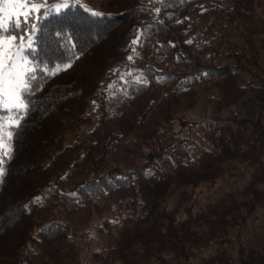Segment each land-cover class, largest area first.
<instances>
[{"label":"trees","instance_id":"16d2710c","mask_svg":"<svg viewBox=\"0 0 264 264\" xmlns=\"http://www.w3.org/2000/svg\"><path fill=\"white\" fill-rule=\"evenodd\" d=\"M69 2L36 34L62 70L2 165L0 264H264V0Z\"/></svg>","mask_w":264,"mask_h":264},{"label":"snow or ice","instance_id":"6c2138e0","mask_svg":"<svg viewBox=\"0 0 264 264\" xmlns=\"http://www.w3.org/2000/svg\"><path fill=\"white\" fill-rule=\"evenodd\" d=\"M71 6L69 0H58L55 4L48 0H0V178L5 172L2 167L5 159L12 158V142L22 121L35 108L36 102L31 97L42 88L44 76L62 70L59 65L51 69L42 61L36 62L34 44L40 21ZM69 67L71 62L64 64L63 70Z\"/></svg>","mask_w":264,"mask_h":264},{"label":"rangeland","instance_id":"374dc122","mask_svg":"<svg viewBox=\"0 0 264 264\" xmlns=\"http://www.w3.org/2000/svg\"><path fill=\"white\" fill-rule=\"evenodd\" d=\"M212 94V92H206L202 94V97L197 101V103L188 109L185 113L186 118L190 120H197L204 115H207L211 111V107L207 101L208 97ZM170 264H181L180 262H177L173 260L172 258L169 259Z\"/></svg>","mask_w":264,"mask_h":264}]
</instances>
